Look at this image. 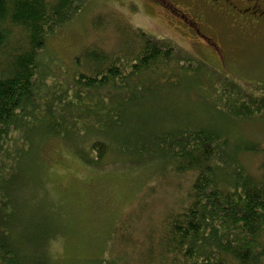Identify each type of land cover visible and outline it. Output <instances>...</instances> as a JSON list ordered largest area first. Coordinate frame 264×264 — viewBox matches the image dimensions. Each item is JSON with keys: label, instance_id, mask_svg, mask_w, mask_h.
I'll return each instance as SVG.
<instances>
[{"label": "rangeland", "instance_id": "rangeland-1", "mask_svg": "<svg viewBox=\"0 0 264 264\" xmlns=\"http://www.w3.org/2000/svg\"><path fill=\"white\" fill-rule=\"evenodd\" d=\"M170 1L182 15L168 6ZM235 18L231 10L196 7L192 0H83L81 9L47 37L39 75L43 92L52 98L55 86H71L82 68L76 57L87 47L113 55L124 46L135 51L142 42L139 29L165 38L176 55L162 70L150 69L147 78H155L144 85V95L156 100L136 114L132 103L127 115L102 130L122 147L125 134L138 127V117L149 119L150 128L143 130H153L161 117L160 127L174 128L169 102H176L182 120L197 117L203 127L222 130L231 154L237 150L238 161L258 175L264 162V18ZM242 102L251 110L238 115ZM166 105L165 118L156 109ZM80 129L46 138L29 157L37 167L32 166L37 174L32 200H38L37 219L49 234L47 264H157L147 260L149 248L158 253L160 235L169 217L187 203L196 172L135 161L110 145L98 164H87L80 154L92 157L93 143L102 135ZM150 144L156 147L153 140Z\"/></svg>", "mask_w": 264, "mask_h": 264}, {"label": "trees", "instance_id": "trees-1", "mask_svg": "<svg viewBox=\"0 0 264 264\" xmlns=\"http://www.w3.org/2000/svg\"><path fill=\"white\" fill-rule=\"evenodd\" d=\"M82 3L0 0V264H47L49 234L40 228L38 200H32L37 174L32 167L35 161L29 157L46 138L76 134L80 128L94 129L105 139L93 143L92 157L80 154L87 164H98L110 147L135 161L162 162V168L169 163L167 167L177 172H196L187 203L169 217L158 240V253L150 247L147 260L264 264V162L261 173H251L238 161L237 150L235 154L228 150L230 138L222 130L203 127L197 117L182 120L176 102H169L174 128L160 127L161 117L153 130H143L150 128L149 119L138 117V127L124 136L125 149L116 136L102 130L127 115L129 108L136 105V114L139 107L147 108L150 100H156L144 95L145 82L155 78H147L146 73L162 70L176 55L168 40L154 39L139 29L136 33L142 42L135 51L124 46L120 55H113L87 47L76 57L82 68L71 86H55L51 89L54 96H45L39 75L47 37L72 18ZM167 107L156 110L166 118ZM241 107L236 114H246L250 104L242 102ZM95 109L97 115L87 120Z\"/></svg>", "mask_w": 264, "mask_h": 264}, {"label": "flooded vegetation", "instance_id": "flooded-vegetation-1", "mask_svg": "<svg viewBox=\"0 0 264 264\" xmlns=\"http://www.w3.org/2000/svg\"><path fill=\"white\" fill-rule=\"evenodd\" d=\"M192 4L196 7H204L218 9L221 11L231 10L236 19H245L257 21L264 18V0H192ZM174 11L182 15V9L175 5V2H168ZM187 20H190L188 18Z\"/></svg>", "mask_w": 264, "mask_h": 264}]
</instances>
